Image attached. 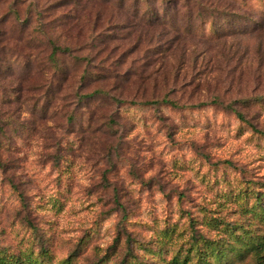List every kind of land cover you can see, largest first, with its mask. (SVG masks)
<instances>
[{"label":"rangeland","instance_id":"obj_1","mask_svg":"<svg viewBox=\"0 0 264 264\" xmlns=\"http://www.w3.org/2000/svg\"><path fill=\"white\" fill-rule=\"evenodd\" d=\"M125 2L0 0V248L31 224L56 260L117 264L116 236L154 248L187 214L211 233L208 212L237 211L225 179L264 181V0H203L201 35L184 0L182 29L126 28Z\"/></svg>","mask_w":264,"mask_h":264},{"label":"trees","instance_id":"obj_2","mask_svg":"<svg viewBox=\"0 0 264 264\" xmlns=\"http://www.w3.org/2000/svg\"><path fill=\"white\" fill-rule=\"evenodd\" d=\"M101 1V0H99ZM120 5L116 8H125L127 0H118ZM129 6L132 8L131 16L126 15L128 23L124 27H133L136 25V17L140 18L141 23L148 27H155L164 22H169L172 28H180V24H171L172 21L179 19V6L181 0H130ZM158 1V3L156 2ZM186 4L193 5L194 8L188 10L185 15L192 17L187 26L182 29L184 33L194 32L201 35L194 28L193 19H201L203 25L205 10L208 8L203 0H184ZM191 8V6L189 7ZM118 9V11H119ZM213 12L218 10L217 7L210 6ZM11 10L16 14V10ZM173 10V14L169 11ZM192 11H195L194 13ZM19 19V18H18ZM135 19V20H134ZM19 21V30L23 31L26 19ZM7 29H2V32ZM69 51L68 47L53 45L51 57L56 51ZM52 60V59H51ZM53 61V60H52ZM55 82L62 78L67 81V69L61 70L57 67ZM88 74H81V81L90 78ZM84 80V81H85ZM85 97H91L93 92L83 94ZM122 101V100H121ZM166 101V100H164ZM135 104H156L158 100L149 101H131ZM240 118L241 115H240ZM243 119V118H242ZM255 134L264 138V130L254 128ZM229 166H233L230 161H226ZM238 177L231 181L225 179L223 187H233L234 190L228 194L230 188L225 190L226 197L233 200L237 206V211L245 217L246 220H240L236 217L238 212L233 211L230 214H224L223 206H220L215 213L208 212L207 223L210 224L211 233L201 228L197 219L190 214L184 218V227L182 229L166 228L157 236L154 248L146 243H141L138 239L131 237L129 234L116 236L112 247L114 252L117 251L120 244L124 248L122 256L117 264H264V181L253 180L246 177L244 172L238 171ZM218 184V182L216 181ZM231 185V186H230ZM12 187H16L12 184ZM34 237L32 240H26L24 246L18 251H9L0 248V264H78L77 255L70 253L64 258L56 260V257L50 250L49 243L43 242L41 233L37 231V226L29 224ZM153 240L149 242L152 244ZM141 249V253L139 252ZM75 252V251H73ZM98 258L89 264H107L105 254L97 256Z\"/></svg>","mask_w":264,"mask_h":264}]
</instances>
